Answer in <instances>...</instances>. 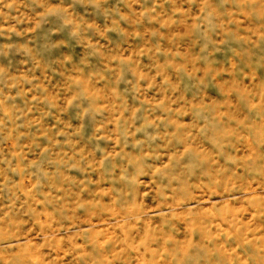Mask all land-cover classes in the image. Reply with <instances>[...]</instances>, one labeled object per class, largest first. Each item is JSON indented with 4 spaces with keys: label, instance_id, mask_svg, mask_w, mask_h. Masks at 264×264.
Here are the masks:
<instances>
[{
    "label": "rangeland",
    "instance_id": "rangeland-1",
    "mask_svg": "<svg viewBox=\"0 0 264 264\" xmlns=\"http://www.w3.org/2000/svg\"><path fill=\"white\" fill-rule=\"evenodd\" d=\"M0 264H264V0H0Z\"/></svg>",
    "mask_w": 264,
    "mask_h": 264
}]
</instances>
